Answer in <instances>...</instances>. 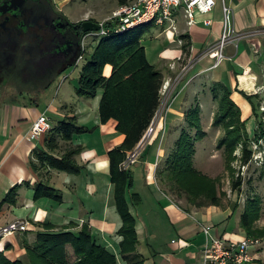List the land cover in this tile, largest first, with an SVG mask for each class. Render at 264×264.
Masks as SVG:
<instances>
[{
  "label": "crops",
  "instance_id": "1",
  "mask_svg": "<svg viewBox=\"0 0 264 264\" xmlns=\"http://www.w3.org/2000/svg\"><path fill=\"white\" fill-rule=\"evenodd\" d=\"M217 1L218 5L211 13H197L192 25L183 13L178 12L175 33L165 27L149 25L158 28L153 33L156 38L166 35V31L171 33L170 38L177 40V46L161 52L158 64H151L163 72L165 80L170 73L174 76L176 73L169 66L175 67L173 60L178 58L180 61L184 57L182 47L185 40L182 37H186L191 48L184 62L189 65L197 60V64L187 73L183 85L175 87L178 105L171 110L170 116L178 119L182 115L181 108L187 102L185 98L192 84L197 82V86L204 87L206 81L213 85L222 83L230 90L232 100L240 108L242 119L247 121V130L253 136L256 134L254 113L262 111L259 104L264 107V0H225L232 9V25L237 35L225 49L227 59L218 68L211 69L213 60L202 56L221 40L224 32L223 0ZM52 2L63 14L62 9L74 0ZM84 17H88V13ZM67 18L72 22L80 20V17L76 21ZM209 20L211 25L206 24ZM240 35L246 37L240 38ZM146 52L148 57L147 49ZM186 64L182 63V68ZM106 69H109L106 76H111L112 67ZM47 92L24 93L13 99L0 90V229L15 220L28 222L27 232L0 241V251H5L12 261L28 260L24 242L33 245L39 233L68 230L73 223L76 225L71 229L74 232H80L84 225H88L96 242L116 255L117 264H128L121 255L123 237L119 231L123 220L115 203L108 156L111 150L122 145L125 135L117 132L116 121L101 122V92L93 102L78 96L81 100L74 105L67 101L56 105L47 97ZM43 114L51 119L53 128L64 120L75 118L78 125L88 130L74 136L72 142L60 139L61 148L55 154L60 158L67 149L81 146V153L75 157L83 167L81 173L73 175L47 168L34 171V151L48 149L50 132L35 137L31 134L34 123ZM178 132L177 129L174 134ZM206 132L210 138V131ZM165 134L150 141L141 160L129 169L133 175L132 193L141 198L140 203L135 204L128 195L131 212L137 221L138 252L144 257L145 264H202L201 252L207 241L204 227H212L215 237L229 240L248 238L247 233L241 227L240 218L234 225L236 213L231 208L183 205L184 198H178L163 187L158 170L175 144L172 133ZM40 181L48 182L61 192L63 202L35 199V186ZM21 185L15 201L3 203L10 190ZM260 240L262 243L250 251L252 261L249 264H264V239ZM68 254L70 261L74 262L76 257L71 245Z\"/></svg>",
  "mask_w": 264,
  "mask_h": 264
},
{
  "label": "trees",
  "instance_id": "2",
  "mask_svg": "<svg viewBox=\"0 0 264 264\" xmlns=\"http://www.w3.org/2000/svg\"><path fill=\"white\" fill-rule=\"evenodd\" d=\"M120 2L122 6L127 4L128 0ZM145 34L146 30L141 27L123 35L113 34L100 38V42L90 53V60L81 70L77 88L78 96L87 99H94L101 92V122L107 124L111 120L116 121L117 132L125 135L122 145L111 150L108 156L111 179L115 187V203L123 220L119 231V235L123 237L121 255L128 264H145V259L138 252L137 221L131 212L128 195H131V202L135 204L140 203L141 198L135 192L132 193V172L123 170L122 164L153 122L162 104V89L165 84L163 72L148 60L143 45ZM182 39L185 40L182 49L188 56L191 42L186 40V37ZM108 66L112 67L109 77L106 76ZM52 84L38 86L37 92L49 89ZM212 93L214 101L220 105L212 126L221 127L226 132L225 137L219 141L218 148L224 149L227 154V168L234 179L233 189L238 191L242 189L243 180L241 176L236 177L232 164L238 159L235 156L236 151L244 143L241 162L247 165L252 160L253 152L249 148L251 136L228 87L216 83ZM186 120L188 125L182 128L175 148L158 172V178L169 192L178 198L186 199L193 206L221 207L223 194H219L218 179L208 177L196 167L197 142L205 140L208 136L204 131L200 106L191 108L186 113ZM76 121L75 118L64 120L50 131L47 139L48 149L34 151L36 162H32V167L35 172L47 168L73 175L81 173L83 167L75 159L82 151L81 146L67 149L60 158L55 156L61 148L60 139L72 142L74 136L88 131ZM22 186L11 189L3 203H13ZM35 192L37 200L46 198L58 204L63 202L62 193L48 182L40 181L35 186ZM256 203L251 202L242 215L241 227L248 238L264 239V228L256 226L261 219V207ZM74 227L76 225L71 223L67 227L68 230L39 233L33 245L24 242L28 260L12 261L5 251H0V264H117L116 255L96 242L88 225H84L80 232L72 231ZM69 245L74 250V262L69 259Z\"/></svg>",
  "mask_w": 264,
  "mask_h": 264
},
{
  "label": "rangeland",
  "instance_id": "3",
  "mask_svg": "<svg viewBox=\"0 0 264 264\" xmlns=\"http://www.w3.org/2000/svg\"><path fill=\"white\" fill-rule=\"evenodd\" d=\"M55 1V0H54ZM133 0H128V3L132 2ZM120 0H74V2L70 3L68 6L62 9L63 14L70 19L76 21L79 17V22L81 21H93V22H100L106 20L111 17L114 11H116L120 6ZM88 13V17L82 18L83 15ZM82 19V20H81ZM78 22V21H77ZM175 29L170 28L167 25L165 28L167 31H173L175 33L176 30V22L174 24ZM140 29V28H138ZM144 29L146 30V34L143 40V45L146 47L148 51V59L150 63L158 64L159 58L161 56V52L164 51L166 48L171 49L172 47L177 46V40L175 38H170V32H166V35H163L160 38H156L154 36V32L157 31V27H148L145 26ZM164 31V30H163ZM173 33V34H174ZM101 39L99 38H90L89 39V48L87 52L83 55V58L80 60L79 63L77 61L69 67L61 76H58L56 81L52 84V86L47 89V97L49 96L51 99L55 101V104H59L60 102L67 101L68 104L74 105L76 102L81 100L77 94L78 88V81L80 77V73L84 65L90 60V53L92 52L93 48L100 42ZM184 57L179 61L178 58H175L172 63H175V67L172 64L169 66L174 73V76L171 75L166 77L165 82L171 81V89L169 93L165 96L164 90L162 92V104L158 110L159 118L161 121L157 123L158 128L156 134L150 140H154L158 135L164 136V134L171 132L173 137L175 138V143L180 137L181 130L184 127H187L188 123L186 120V113L195 106H200L202 109V121L204 131H210L211 136L209 138V133H207L208 139L205 138L203 141L197 142V156H196V167L199 169L203 174L207 175L212 179H218V191L219 194L222 195V208H231L235 213L236 216L233 218V223L238 218H242V215L246 211L248 207H250L251 202H257L256 204L261 207V219L257 222L256 226L258 228L264 227V107L259 104L260 114L254 113L256 115V133L255 135L251 136V141L249 148L253 152L252 160L247 164L244 165L241 162L242 156V149L245 143L239 146L238 150L235 153V156L238 157L237 160L233 162V168L235 169L236 177L241 176L243 180V186L241 190L235 191L233 189V176L229 169L227 168V154L225 153L224 149L218 148L219 141L225 137V130L221 127L215 128L212 126L214 122V118L219 113L220 105L213 98V84L206 81L204 83V87L197 86L192 84L188 89V95L185 98L187 101L184 105H182L180 117L174 118L171 117V112L176 108L178 105L177 96L175 95V90L178 85H183L186 81L187 75L183 77L182 83L175 85L173 82L179 72L182 70V63L187 58L184 54ZM179 68V69H178ZM178 69V70H177ZM109 69H107V73ZM170 78V79H169ZM209 78V77H208ZM193 82V81H192ZM45 82H42L41 85H45ZM172 90V92H171ZM4 94L9 98H16L18 88L16 87H3ZM34 93V92H33ZM14 96V97H13ZM87 100V99H84ZM93 99H90V102ZM99 101H101V96ZM28 102V101H27ZM43 102V101H41ZM247 103V102H245ZM175 107V108H174ZM172 110V111H171ZM246 121V119H243ZM247 123V121H246ZM58 125V124H57ZM247 126V125H246ZM179 130L178 133L174 134L176 130ZM248 129V128H247ZM165 134V135H166ZM173 138V140H174ZM149 141V143H150ZM148 143V144H149ZM146 148L141 152L140 159L141 160L143 154L145 153ZM175 148V144L174 147ZM173 151V149L171 150ZM138 161V162H139ZM137 162V163H138ZM136 163V164H137ZM135 164V165H136ZM164 164V163H163ZM160 166L159 170L162 169V165ZM134 166V165H133ZM158 170V172H159ZM183 205H191L187 202V200L182 201ZM28 229L24 232H27ZM17 234V233H16ZM15 235V234H13ZM12 236V235H11ZM7 239V238H6ZM1 241V240H0ZM257 245L253 246L250 251L256 249ZM75 261V260H74ZM72 262V261H70Z\"/></svg>",
  "mask_w": 264,
  "mask_h": 264
},
{
  "label": "built area",
  "instance_id": "4",
  "mask_svg": "<svg viewBox=\"0 0 264 264\" xmlns=\"http://www.w3.org/2000/svg\"><path fill=\"white\" fill-rule=\"evenodd\" d=\"M223 11L225 15L224 32L221 40L211 46L202 57H209L213 60L211 69L218 68L224 60L227 59L225 49L236 39V30L232 25V9L226 5L225 0L222 1ZM218 5L217 0H133L130 3L120 6L113 12L110 18L97 22L100 27L99 31L86 33L82 40V54L77 63L83 58L89 47L90 38H102L109 35H123L132 30L155 24L160 27L175 29L176 14L183 13L190 25L196 21V14H209ZM88 20V19H87ZM211 21H206L207 25H211ZM240 38L246 35H240ZM197 61V60H196ZM196 61L185 65L179 72L177 78L173 81L175 85L182 83L183 77L194 68ZM183 78V79H182ZM186 79V78H185ZM171 81L165 82L162 92L166 96L171 89ZM190 81L187 82V85ZM172 92V90H171ZM157 112L153 122L145 132L140 143L136 148L129 152L126 160L122 164L123 170H129L135 165L139 159L141 152L146 148L149 141L157 132V123L161 121ZM53 129L51 119L47 114H43L34 123L31 134L32 136H40L48 133ZM28 229V222L25 220H15L7 226L0 229V240L9 236L24 232ZM207 236L206 244L202 249V264H249L252 261L250 249L262 243L260 239L245 238L241 240H229L215 237L212 234V227H204Z\"/></svg>",
  "mask_w": 264,
  "mask_h": 264
},
{
  "label": "flooded vegetation",
  "instance_id": "5",
  "mask_svg": "<svg viewBox=\"0 0 264 264\" xmlns=\"http://www.w3.org/2000/svg\"><path fill=\"white\" fill-rule=\"evenodd\" d=\"M82 25L59 12L52 0H2L0 90L16 87L20 98L37 92L42 82L54 83L82 54Z\"/></svg>",
  "mask_w": 264,
  "mask_h": 264
},
{
  "label": "water",
  "instance_id": "6",
  "mask_svg": "<svg viewBox=\"0 0 264 264\" xmlns=\"http://www.w3.org/2000/svg\"><path fill=\"white\" fill-rule=\"evenodd\" d=\"M83 31L84 33H89V32H96L100 30L99 25L96 22L93 21H84L83 22Z\"/></svg>",
  "mask_w": 264,
  "mask_h": 264
}]
</instances>
